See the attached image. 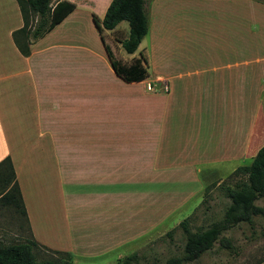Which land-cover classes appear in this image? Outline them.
<instances>
[{
	"label": "crops",
	"instance_id": "1",
	"mask_svg": "<svg viewBox=\"0 0 264 264\" xmlns=\"http://www.w3.org/2000/svg\"><path fill=\"white\" fill-rule=\"evenodd\" d=\"M76 6L23 56L17 0H0V162L13 163L30 237L75 263L181 222L175 215L206 192L202 170L227 176L252 161L245 152L264 98L263 2L153 0L139 57L127 61L111 47L127 39L111 37L120 24L101 36L93 22L99 36L89 42ZM105 46L123 63L143 57L152 75L126 82Z\"/></svg>",
	"mask_w": 264,
	"mask_h": 264
},
{
	"label": "trees",
	"instance_id": "2",
	"mask_svg": "<svg viewBox=\"0 0 264 264\" xmlns=\"http://www.w3.org/2000/svg\"><path fill=\"white\" fill-rule=\"evenodd\" d=\"M17 3L23 26L13 33V40L23 56H29L32 45L51 32L77 7L68 0H17ZM146 4L147 0H112L102 21L95 14L92 15V19L101 36L103 29L112 31L126 21L130 34L122 42V47L126 53L134 54L149 33ZM102 40L104 42L103 37ZM105 47L115 73L123 80L141 82L148 78L149 73L143 57L136 59L132 64H123L114 58L108 46ZM231 177L238 180L234 186H223L225 195L230 200L224 218L208 228L196 230L192 229L190 218L183 220L180 223L186 235L183 254L168 259L165 264L194 263L205 253L212 251L216 243H219L221 248L234 251L232 240L224 237V232L243 223L254 227V217L264 216V208L256 204L257 200L264 198V146L258 150L250 165L238 167ZM205 191L209 192V186ZM0 201L21 213L28 222L21 189L9 157L0 162ZM36 248L43 247L33 238L10 245H4L0 240V264H73V256L70 253L59 251L53 253L66 256L68 262L62 263L58 259L38 261L34 253ZM137 260L138 256L132 254L127 256L122 264H130ZM263 262L264 257L253 264Z\"/></svg>",
	"mask_w": 264,
	"mask_h": 264
},
{
	"label": "rangeland",
	"instance_id": "3",
	"mask_svg": "<svg viewBox=\"0 0 264 264\" xmlns=\"http://www.w3.org/2000/svg\"><path fill=\"white\" fill-rule=\"evenodd\" d=\"M81 1L82 0L75 2V4H79V13L84 17L83 29L80 33L86 34L90 42V38L93 39L94 36H99L93 25L92 15L96 14L102 18L103 10L107 5L108 0H89V9L82 6ZM152 1L153 0H147L146 11L148 15ZM256 1L264 3V0ZM204 16H207V18L212 17L213 20L215 14L209 13L207 10V13ZM186 25L188 28L193 26L192 23ZM107 33H109V31ZM107 33L104 32L105 41L109 42L111 38ZM129 34V24L124 21L120 23L117 31H113V33H111V37L114 39H124L126 36L128 38ZM147 44L148 39L144 41L143 46L145 47ZM111 47L118 60L127 61L133 57H139L138 51L133 56L126 53L122 46H119V49H116L113 45H111ZM123 64L129 65L128 63ZM148 72L152 75L151 66L148 69ZM153 88L155 87L153 86ZM151 92H154V90ZM248 107L250 109V104ZM251 125V138L247 147L248 149L245 152L246 158L254 157L258 150L264 146V98L262 99V103L258 106V110L254 115ZM240 163V165L244 166L250 165L251 159L244 160ZM205 172V170L201 171V177L205 180V185L209 186V192L201 193V201H193V204L200 201L195 208L190 206L185 209L184 212H180L175 215V219L179 218L185 220L186 218H190L193 230L198 228H208L211 224L219 222L224 218L226 209L230 204V200L226 197L223 186H234L238 180L231 177L233 172H228L227 176L222 173V175L216 176L215 178L207 175ZM256 204L264 208V198L257 200ZM172 219L173 217L171 220ZM181 222L176 221L174 224H164L155 235H151L141 240V243L138 246L136 245L135 247L129 246L125 249L123 248L118 252L93 262L78 258L76 260L78 262L76 263L72 260L73 264H122L123 260L132 254H136L138 256V260L132 261L130 264H165L168 259L178 257L183 254L186 235L180 227ZM28 231L24 216L15 211L13 208L4 205L2 201H0L1 242L4 245L23 242L27 238H31ZM169 233H171V235H168ZM223 236L232 240L235 248L234 251L221 248L219 243H216L212 251L205 253L200 257V259L191 264H253L258 259L264 257V216L254 217V227L249 226L247 223H243L224 232ZM119 252H121L125 258L119 260L118 262L117 259L119 258ZM34 253L38 261H47L49 259H58L62 263L69 261L66 256L53 253V250L36 248Z\"/></svg>",
	"mask_w": 264,
	"mask_h": 264
},
{
	"label": "built area",
	"instance_id": "4",
	"mask_svg": "<svg viewBox=\"0 0 264 264\" xmlns=\"http://www.w3.org/2000/svg\"><path fill=\"white\" fill-rule=\"evenodd\" d=\"M147 91L151 92L154 90L153 86L151 84H147L146 86Z\"/></svg>",
	"mask_w": 264,
	"mask_h": 264
}]
</instances>
